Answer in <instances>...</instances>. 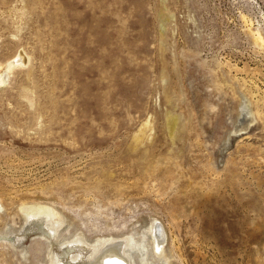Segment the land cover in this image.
Listing matches in <instances>:
<instances>
[{"label": "rangeland", "instance_id": "rangeland-1", "mask_svg": "<svg viewBox=\"0 0 264 264\" xmlns=\"http://www.w3.org/2000/svg\"><path fill=\"white\" fill-rule=\"evenodd\" d=\"M256 30L264 0H0V71L27 56L0 83V264L152 222L175 264H264Z\"/></svg>", "mask_w": 264, "mask_h": 264}, {"label": "bare ground", "instance_id": "bare-ground-1", "mask_svg": "<svg viewBox=\"0 0 264 264\" xmlns=\"http://www.w3.org/2000/svg\"><path fill=\"white\" fill-rule=\"evenodd\" d=\"M249 20V19H248ZM257 40L264 44V35L261 31L255 32ZM24 52V51H23ZM27 57V56H26ZM24 54L10 59L8 64L0 71V83L5 84L8 75L17 64L27 63ZM23 66V65H22ZM1 67V63H0ZM246 106V105H245ZM246 112V110H245ZM253 116V115H252ZM249 117V115L247 116ZM246 117V119H248ZM253 118V117H252ZM244 119V118H243ZM173 122V121H172ZM175 123V121H174ZM247 120H243L242 124H246ZM175 128V124L173 126ZM238 127V126H237ZM239 128V127H238ZM0 207L3 203L0 200ZM21 210L30 220H39L40 224H46L54 234L58 242L62 243L66 251L69 237H62L60 228L65 224L66 218L54 206L46 203H24ZM65 230V229H64ZM62 230V231H64ZM142 231V230H141ZM151 233V234H150ZM63 234V233H62ZM66 234V233H65ZM125 234V233H124ZM115 236L111 234L108 237H101L96 242L87 241L83 235L76 239L80 253H73L71 264H175L172 256L167 252L165 242L167 232L163 225L158 222H152L148 229L139 232L134 231L128 235ZM64 235V234H63ZM45 237V236H44ZM48 238V237H47ZM49 239V238H48ZM48 241V240H47ZM70 243V242H69ZM51 252V264H65L64 258L53 251V240L49 242ZM86 251V253L83 252Z\"/></svg>", "mask_w": 264, "mask_h": 264}]
</instances>
